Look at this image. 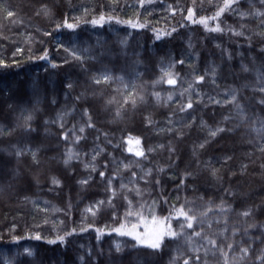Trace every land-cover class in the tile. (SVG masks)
I'll use <instances>...</instances> for the list:
<instances>
[{"label": "trees", "instance_id": "16d2710c", "mask_svg": "<svg viewBox=\"0 0 264 264\" xmlns=\"http://www.w3.org/2000/svg\"><path fill=\"white\" fill-rule=\"evenodd\" d=\"M222 4L223 0H153L140 7L138 0H0V59L7 62L6 67L0 66V89L4 90L0 94V126L5 133L0 135V261L16 262L17 254L29 248L34 255L19 258L20 264H109L118 257L117 264H134L136 256L143 264H170L173 257L176 264H183L184 257L180 253H189L184 237H166L161 250L155 254L152 250L133 251L132 238L114 232L105 231L97 240V227L111 228L124 220L128 207L124 196H127L133 201V210L141 204L145 206L143 214L149 223L151 214L168 217L174 212V206L179 207L186 201L185 210L194 208L197 213L202 212L211 200L212 211L203 221L204 233L216 237L225 251H228V243L234 244L229 252L231 264H257L255 257L264 248V242L257 239L251 254L242 260L240 247L264 233V228L257 227L248 229L245 234L249 224L264 225V133L256 131L260 127L256 118H264V105L259 103L264 97L253 92V88L259 87L257 73L245 72L242 66L257 69L264 66L261 52L264 36L259 35L264 32V25L261 17L255 15L256 10H264V6L260 0H240L239 10L253 15L242 18L234 5L219 18L223 32L209 31L187 20L189 8L195 9L194 19L199 20L201 16L212 17ZM169 6L177 11L173 12ZM9 11L13 13L11 17ZM46 11L49 14L46 15ZM101 13L120 20L139 19L146 27L133 29L116 19L103 26H93L91 19ZM65 18L70 23H78V27L57 29L56 24H63ZM215 23L209 20V27ZM173 28L176 32H172ZM230 29L242 31L244 35H235ZM157 32L161 33L159 40ZM164 32H172V35L164 36ZM69 34L73 43L90 50L83 52L84 61L72 59L59 47L61 43L70 46ZM125 38L129 42L127 56L119 44ZM45 49L49 58L39 59ZM133 52L139 53V57ZM101 53L105 54L101 56ZM137 59L140 64L135 63ZM180 59L185 62H175ZM65 60L68 63H64ZM52 62L56 67H52ZM169 64L173 66L170 68ZM213 66L217 68L216 83L206 75L198 86L202 101H196L193 95L194 107L188 110L191 115L179 113V102L188 96L184 92L182 97L181 92L188 88L195 75L204 74ZM105 67L115 76L125 75L126 83L134 81L137 91L145 95L144 101H138L134 109L131 103L125 105L119 119L115 118V111L127 94L123 85L119 81L111 84L102 81L99 85L92 81ZM169 71L178 74L177 85L169 86L160 81L153 87L152 82ZM137 72L142 74L140 78L136 77ZM37 80L43 85L38 97L33 92ZM68 83L72 84L71 88L66 87ZM228 88L239 90L240 102L249 116L246 122H241L229 104H214L208 99L211 96L223 100L224 90ZM153 91H159L164 98L171 92L173 101L157 103ZM77 96L81 99L76 100ZM109 100L112 103L109 104ZM85 108L94 126H85L81 133L79 128L88 120ZM32 109H35L30 122L33 131L28 132L24 130L23 117ZM65 111L69 114L64 116L61 128L58 114ZM171 113H176L173 117L176 121L182 118L187 121L191 116L196 121L191 127L173 124V131H161L169 127ZM149 118L154 122L151 125L147 123ZM217 126L229 130L211 138L209 129ZM178 128H182V136L176 134ZM64 132L68 133L67 140L62 138ZM77 135L81 137L79 142L75 140ZM129 135L140 137L145 157H136L127 151L128 147H135V144L128 145ZM205 139H209V143L199 149L198 145ZM13 145L38 149L37 160H33L28 151L17 158ZM149 148L154 151L149 152ZM170 148L175 151L170 152ZM68 149L79 153V159L65 164ZM94 149H103L96 156L95 171L85 167L92 162ZM225 156L231 159L224 161ZM209 157L219 169L221 181L202 166ZM197 160L201 161L200 166ZM106 161L107 167L104 166ZM121 161H131L130 168L125 169ZM243 165H247L246 170ZM148 169L152 170L151 176L141 179ZM101 171L105 172L104 177L99 175ZM186 171L195 175L185 178ZM132 172L137 175L133 177ZM113 173L116 177L111 187L117 190V195L109 205L108 179ZM53 179H58L60 184H53ZM83 179H88V183H79ZM121 183L126 187L121 189ZM137 186L141 190L139 196L135 191ZM224 189L234 195H228ZM221 199L230 206L227 213L215 207ZM97 201L105 203L93 216L86 209L95 206ZM249 207L254 211L245 218L241 213ZM45 208L48 211H43ZM53 208L58 210L53 211ZM225 217L227 232L223 233ZM135 219L134 216L128 218L129 222ZM182 222L183 218L171 217L174 229L179 230ZM209 222H212L211 227ZM89 224L93 227L88 228ZM81 227L87 230L80 232ZM194 227L199 230V225L194 224ZM72 228L77 232L67 236L64 243L48 242ZM233 228L239 229L235 236ZM36 232L41 234L39 241L34 239ZM15 236L21 239L16 241ZM117 242L124 245L122 253L115 252ZM89 249L92 250L90 256ZM200 255L205 259L203 251ZM206 260L207 264H223L219 252H210Z\"/></svg>", "mask_w": 264, "mask_h": 264}, {"label": "snow or ice", "instance_id": "6c2138e0", "mask_svg": "<svg viewBox=\"0 0 264 264\" xmlns=\"http://www.w3.org/2000/svg\"><path fill=\"white\" fill-rule=\"evenodd\" d=\"M152 2H153V0H138L140 7H144L146 4H151ZM260 3L262 6H264V0H260ZM239 4H240V0H223V4L218 7V10L215 11V13L212 17L201 16L199 18V20L194 19L195 9L189 8L187 20H190L193 24L199 23V24L203 25L206 30L213 31V32H223L224 29L221 27V23L219 22V18L226 11H231L233 9L234 5L236 6L238 14L242 18L253 15V13H250L247 11H240L239 10ZM169 7L171 8V6H169ZM171 10L173 12L177 11V9H175V8H171ZM45 14L46 15L49 14L48 11H46ZM12 15H13V13L11 11H9L8 16L11 17ZM255 15L261 17V24L264 25V10L257 9L255 12ZM113 19H116L117 22L120 24L129 25L133 29H143L146 27V24L139 22V19H137L135 21L132 19L120 20L117 17H114L112 15L105 16L103 13H101L98 18H96V17L92 18L90 23L93 26H97V25L103 26L105 22H110ZM209 20L216 21L214 26L209 27ZM61 27H66L68 29H76L78 27V23H70L68 21V19L65 18L63 21V24H60V23L56 24L57 29H60ZM241 27H243V25H241ZM230 31H232L233 34H235V35H244V33L242 31L236 32L235 29H230ZM172 32H176V29L173 28ZM172 32H164L163 35L164 36H171ZM45 35H51V33H45ZM259 35L264 36V32L259 33ZM156 39L157 40L161 39V33H159V32L156 33ZM68 44L70 46H65V44L61 43L59 45V47L64 48V51L67 52L69 54V56L74 60L84 61L86 59V57L83 55V52L90 51V50L89 49H81L79 46H77V44L73 43L71 34H69V37H68ZM119 44L121 45V50H122L123 54L125 56H127V49L129 47L128 39H126V38L121 39L119 41ZM189 47H192L191 42H189ZM105 51L110 52L111 50H105ZM261 52L264 53V48H261ZM104 54L105 53H101L100 55L103 56ZM133 55L136 57H139L140 54L133 52ZM48 58H49L48 50L45 49L43 52V55L40 56L39 59H48ZM90 58L96 59V56H91ZM229 58H231L230 55H229ZM63 62L68 63V60H65ZM175 62L183 64L185 61L183 59H180L179 61H175ZM13 63H15V61H13ZM135 63L140 64L141 61L139 59H137L135 61ZM0 66L6 67L7 62L3 59H0ZM172 66H173L172 64H169L170 68ZM52 67H56L55 62H52ZM242 67H243V70L245 72L255 71L257 73V80H258L259 87L253 88V92L254 93L258 92L262 97H264V66H262L260 69L255 68V66H253L252 68H249L247 65H243ZM135 75L137 78H140L142 76V74L138 73V72ZM206 75H210L212 78V83L215 84L216 78H217L216 66H213L209 71H206V73H204V74L195 75L194 80L188 84V88L184 89L181 92L182 97L184 95V92H187L188 96L185 100L179 102V107H178L179 113H184L186 116L191 115L190 113H188V110L193 109V107H194V100L192 99L193 95H195L196 101H202L203 97L201 96V94L198 90V86L205 81ZM177 77H178L177 73H174L171 71L165 72L164 76H162L160 78V80L152 82L153 87H155V85L157 83H160V81H163L164 83H166L169 86H176L178 83ZM92 81L96 85L101 84L102 81L104 83H108V84L115 83L116 81H119L123 85L127 94L123 95V102L122 103L118 102V106H117L116 111H115V118L116 119L121 118L122 109H124L125 105L131 103V106L134 109L136 107L138 101L143 102L145 99V95L143 93L137 91V85L134 81L130 80L129 82L126 83L125 82V75L122 74L120 76H115L112 72H110L108 70L107 67H105L97 75H94L92 77ZM194 85H196L197 87H194ZM42 86H43L42 82L39 80H37L34 84L33 92L37 97L39 96V93L42 89ZM8 87L10 88L11 86L8 85ZM66 87L71 88L72 84L68 83L66 85ZM129 88H131V91H128ZM3 92H4V90L0 89V94H3ZM152 95L155 97L157 103H161V102L169 103V102L173 101V95L171 92L168 93L166 98L162 97V95L159 91H153ZM223 96H224L223 100L214 99L211 96L208 97V99L211 100L214 104H221V103L229 104L231 107H233L235 109L236 115L239 117L241 122H246L249 119V116L245 110V105L240 102L239 90L236 88L225 89ZM80 99H81V96L76 97V100H80ZM38 102H39V100L37 99V103ZM52 103H56V101L52 100ZM108 103L110 104V103H112V101L109 100ZM259 103L261 105H264V98L260 99ZM9 107H11V105H9ZM83 111H84L85 115L88 116V120L86 122V125H82L79 128V132H81V133H83L85 131V126H87V127H93L94 126L92 124V118H91V114H90L89 110L87 108H85ZM34 113H35V109L28 110V114L23 117V120H24L23 127H24L25 131H28V132L33 131L30 122L34 119ZM68 114H69V112H67V111L58 114V119L61 121V123H60L61 128L64 127V124H63L64 116H66ZM175 114L176 113H171L169 115V117H168L169 127H167L166 129H161V131H165V130L169 131V132L173 131V128L171 127V125H173V124L191 127V125L194 124L196 121V118L194 116H191V119L187 120V121H185L184 118H182L180 121H176L173 119ZM228 119H229V117H225V120H228ZM256 121H258L260 124V127L258 129H256V131L264 133V118L257 117ZM256 121H253V123L255 124ZM147 123L151 125L154 122H153V120H151L149 118L147 120ZM201 123L203 124L204 122L201 121ZM226 130H229V129H226V128L220 127V126H217L215 128H210L209 129V136L211 138H215L219 133L225 132ZM11 131H12V129H9V132H11ZM3 134H5L4 128H3V126H0V135H3ZM73 134L75 135V132H73ZM176 134L179 136H182L183 135L182 128H178ZM105 136H107V134H105ZM62 138L64 140H67L68 139V133L64 132L62 134ZM262 138H264V137H262ZM80 139H81V137L78 135L75 137L76 142H79ZM109 143H111V141H109ZM127 143H128V145L135 144L134 148L131 146L127 148L128 152L134 153V155L136 157H145V150L143 149V147L141 145L140 137L137 136V137L133 138L131 135H129L127 137ZM208 143H209V139H205L204 141H202L198 145L199 149H204ZM117 146H119V145H117ZM160 147H163V145H160ZM13 148L15 149V155L17 158L21 157L25 151H28V152H31L33 160H37L38 149L34 150L31 147L20 148V147H17L15 145H13ZM102 151H103V149H94L93 155H92V162L86 163L85 167L86 168H92V170L95 171L96 167H95L94 162L96 160V156L99 155V153ZM148 151L151 152V151H154V149L149 148ZM169 151L174 152L175 149L170 148ZM262 151H264V149H262ZM194 153H195V149H194ZM73 159H79V153L74 152L72 149H68L63 162L65 164H69V162ZM230 159H231V157H229V156L224 157V161H228ZM120 163H123V162L121 161ZM131 163H132L131 161L129 163H123V167L125 169L130 168ZM197 164H198V166H200L201 161L197 160ZM107 165H108V162L106 161L104 166L107 167ZM202 166L209 169L210 174L214 178H216L217 181L222 180V177L218 175L219 169L214 167L212 164V158L211 157H209V159L207 161H204ZM242 168L246 170L247 165H243ZM151 172H152V170L148 169L144 173V175L141 176L140 178L146 180L147 177L151 176ZM99 175L101 177H104L105 172L101 171L99 173ZM136 175H137L136 172H132L133 177H135ZM194 175L195 174L192 172L186 171L184 173L185 178L193 177ZM115 177H116V173H113L112 177H110L108 179V185H109V189L111 191V196L108 198V201H107V203L109 205L112 204L113 198H115V196L117 195V190L115 188L111 187L112 180ZM88 179H91V177H89ZM88 179H83V180L79 181V183L87 184ZM52 183L55 185H59L60 181L58 179H53ZM156 183H159V180H157ZM183 183H184V180H181V184H183ZM125 187H126V185H124L123 183L120 184L121 189H123ZM135 191H136V194L138 196L141 195V190L139 189L138 186L136 187ZM224 191L228 195H234V193L231 192L229 189H224ZM25 199H27V197ZM124 199L127 200V204H128V207L125 210L124 220L120 221L118 223V226H114L111 228H99V227H97L95 229V231L97 233V240L98 241L100 239V236L103 235L105 231L114 232L121 237H131L132 240L134 241V244L132 245L133 251H136L137 253H139V252L145 251V250H152V254H155L159 250H161L162 246L164 245V241H165L166 237H171L174 239H179L181 237H184L185 242L189 248V253L188 254H185L183 252L180 253V255H182L184 257L183 264H207L206 257L210 252L212 254H216V252H219L221 255V258L223 259V264H231V261L229 260V252H231L234 249V244L228 243L226 245V248L228 251H225V247L222 246L221 243L218 242V239L216 237L204 233L203 221H204V218H206L208 216V214L212 211L213 202L211 200L208 201V207H206L202 212L197 213V211L194 208H187V210H185L186 204L188 203L186 201L185 204H181V205H179V207L174 206V212H171L168 217L158 218L156 215L151 214V222L149 223V220L146 219L144 214H143L144 213V207H145L143 204H141L136 210H133V201L131 199H128L127 196H124ZM201 199H203V198L201 197ZM33 203L36 204L37 202L33 201ZM45 203H47V202H45ZM104 203H105V201H97L95 206L88 207L86 209V211L89 213H92V215L95 216L96 212L99 211L100 206L103 205ZM70 207H71V204H69V209H70ZM215 207L218 208L221 213H227V211L230 210V206L227 205L223 199H221L220 203L218 205H215ZM255 207H259V206H255ZM52 210L57 211L58 209L53 208ZM43 211H48V209L45 208V209H43ZM253 211H254V208L249 207L247 210L243 211L241 213V215L243 217L247 218L250 215H252ZM173 215L176 218H183V222L180 223L179 230L174 229L172 226L171 217ZM112 216L115 219L116 213L113 212ZM133 216L136 218L135 222H129L128 218L133 217ZM216 223L219 224V220H217ZM194 224L199 225V230H196V228L194 227ZM211 224H212V222H209L208 226L211 227ZM87 227L91 228V227H93V225L89 224ZM257 227L264 228V225L258 226L256 224H249L248 227L245 229V234H247L248 229L257 228ZM86 230L87 229L84 227L79 228L80 232H84ZM186 230H191V231L189 232ZM221 231L223 233L227 232V218L226 217H225V221H224V227L221 229ZM76 232H77V229L72 228L70 231L64 232L63 235L58 233L57 236L55 237V239L49 240L48 242L51 244H55V243H57V241L64 243L67 236H70ZM238 232H239V229L233 228V230H232L233 236H235ZM225 238H226V236H225ZM13 239L16 241H19L21 239V237L15 236V237H13ZM34 239H36L38 241L41 240L42 239L41 234L39 232H36ZM194 239H195V242H194ZM257 239L264 242V233H262L261 237L253 239L252 243L248 244L247 246H241L240 247V259L241 260L245 256H248L251 254L252 246L256 242ZM114 248H115L116 253H122L124 245H122L120 242H117V243H115ZM178 251H179V249H178ZM202 251H203L204 257H205V259H203V260H202V257L200 255V253ZM91 254H92V250L89 249L88 255L90 256ZM25 255L28 257H31L34 255V253L31 249L25 248L23 250V253L17 254L18 260L16 262H14L12 260H3V261H0V264H20L19 258H22ZM81 259L83 260V257H81ZM118 259H119V257L117 259H111L109 264H117ZM233 259H235V257H233ZM255 260H256L257 264H264V248L260 249L259 254L256 255V257H255ZM133 261H134V264H143V262L140 260L139 256L134 257ZM170 264H176V258L175 257L172 258V260L170 261Z\"/></svg>", "mask_w": 264, "mask_h": 264}]
</instances>
